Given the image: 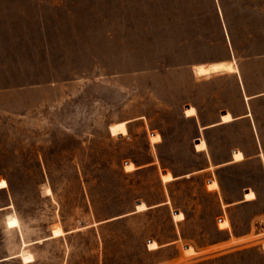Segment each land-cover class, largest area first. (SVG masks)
I'll list each match as a JSON object with an SVG mask.
<instances>
[{
  "label": "rangeland",
  "instance_id": "rangeland-1",
  "mask_svg": "<svg viewBox=\"0 0 264 264\" xmlns=\"http://www.w3.org/2000/svg\"><path fill=\"white\" fill-rule=\"evenodd\" d=\"M263 90L264 0H0V264H264ZM248 109L202 133L243 150L213 171L256 200L223 208L209 170L124 216L206 164L199 124Z\"/></svg>",
  "mask_w": 264,
  "mask_h": 264
},
{
  "label": "crops",
  "instance_id": "crops-1",
  "mask_svg": "<svg viewBox=\"0 0 264 264\" xmlns=\"http://www.w3.org/2000/svg\"><path fill=\"white\" fill-rule=\"evenodd\" d=\"M246 95V94H245ZM244 95V96H245ZM261 95H264V90L263 91H260V92H258V93H254V94H250V95H246V96H248V98L247 99H245V97H244V99L246 100V101H248V99H251V98H256L257 96H261ZM187 106H189V105H187ZM186 106V107H187ZM193 106V105H192ZM194 107V106H193ZM195 108V107H194ZM185 110V109H184ZM196 110V109H195ZM225 112H229V111H225ZM225 112H223V113H225ZM222 113V114H223ZM231 115H232V117H233V119L231 120V121H228V122H221V117H220V120H218L217 122H213V123H207V124H202V125H200L199 124V126H198V130H199V132H200V136L197 138V142H198V140L199 139H204L205 140V142H206V147H205V149H201V150H199V149H196V146H195V151L196 152H200V153H202L203 155H205L206 156V158H207V160H206V164H204V165H202L201 167H199V168H197L196 170H193V171H190V172H188V173H186V174H184V175H175V173L172 171V170H170V169H166V170H164L165 172H163V173H166V172H169L172 176H173V178L172 179H170V180H168V181H163L162 180V178H161V175L163 174H161V175H157V180H158V182H159V184L161 183V186H162V189H163V195H164V198H163V200H160V201H158V202H156V203H153V204H147L146 202H144V201H141V202H143L145 205H146V208L145 209H142V210H137L136 208L133 210V211H131V212H127L126 214H124V216L125 215H130V214H134V213H137V212H143V211H149V210H152V209H156V208H160V207H162V206H168V205H170L171 204V193H170V190H169V186H170V184L171 183H173V182H175L176 180H178V179H180V178H184V177H187V178H190L192 175H194V174H200V173H202V172H205V171H209V170H212V176H210V177H208L206 180H205V183H204V188H205V190L206 191H209V192H213V193H215L216 195H218L219 196V198H220V202H221V205H222V207L223 208H225V207H229V206H233V205H235V204H239V203H245V202H252V201H254V200H256V198H257V195H256V192L254 191V190H252V189H250V188H247V189H245V190H243V191H240V192H238L237 194V196L236 197H234V198H228V196H226V193L224 192V189H223V186H222V183H221V181H220V179H219V177L218 176H216L215 175V172L213 171L214 169H218V168H220L221 166H224V165H226V164H230V163H235V162H240V161H242V160H244L246 157H245V154H244V152H243V150H241V149H239V148H233L232 150H231V152H230V154H229V156L227 157V158H225V159H222V160H214V158L212 157V155L210 154V152H209V149H208V142H207V140L205 139V137H204V135H203V133H202V130H204V129H207V128H209V127H212V126H217V125H221V124H225V123H229V122H233V121H235V120H237V119H240V118H244V117H248V116H251V111L248 109V110H246L245 112H243V113H240V114H237V115H233L231 112H229ZM184 114H185V112H184ZM197 114V111H196V113L194 114V115H196ZM221 114V115H222ZM194 115H191V116H194ZM185 116L186 117H190V116H187L186 114H185ZM159 134V133H158ZM160 135V140L163 138L162 137V135L161 134H159ZM159 140V141H160ZM156 142H158V141H156ZM197 142H195V144L197 143ZM236 150H239V151H241L242 152V154H243V158L241 159V160H239V161H234L233 160V153H234V151H236ZM157 163H159V158H158V156H156L155 158H153L151 161H149V162H147L146 164H143V165H134L135 166V168L134 169H132L133 171L134 170H140V169H142V168H145V167H149V166H155ZM211 181H215L216 182V186L215 187H210L209 186V183L211 182ZM248 190H252L253 192H254V194H255V197L253 198V199H250V200H247L246 198H245V192H247ZM140 203V202H139ZM171 206V205H170ZM177 212H181L182 214H183V218H181V219H177V218H175L174 217V215L175 214H177ZM168 216H169V218H170V220L172 221V222H174V223H176V221H181V220H186L187 218H188V214H187V212L184 210V209H178V210H176V212H173V213H170V212H168ZM222 219H225V218H221V220ZM220 220V221H221ZM227 221H228V225L227 226H219L220 228H222V229H224V228H229L230 229V221L228 220V219H226ZM231 235H232V237H234L233 236V234L232 233H230ZM241 236H235V239H239ZM234 239V238H233ZM178 240H181V234L180 233H178V234H176V233H174V234H172V237L170 238V239H168V240H166V241H161L159 238H152L151 239V241H155L156 243H157V247H155V249L156 248H160V247H163V246H166V245H169L170 243H175L176 241H178ZM150 241V242H151ZM189 246H191L192 248H193V246L192 245H188V246H186L185 248H187V247H189ZM154 249V248H153ZM194 249V248H193ZM185 250V249H184ZM264 250V249H263ZM195 251V250H194ZM197 254L198 252L197 251H195L194 253H192V254Z\"/></svg>",
  "mask_w": 264,
  "mask_h": 264
},
{
  "label": "bare ground",
  "instance_id": "bare-ground-1",
  "mask_svg": "<svg viewBox=\"0 0 264 264\" xmlns=\"http://www.w3.org/2000/svg\"><path fill=\"white\" fill-rule=\"evenodd\" d=\"M199 66V65H198ZM218 68H224V69H227V70H232L230 64L228 63H221V64H213V65H210L208 67H199L197 69V72L200 73V74H206V73H209L211 70H218ZM196 73V72H195ZM197 74V73H196ZM199 74V75H200ZM178 213V212H177ZM263 244V247H264V242L262 243ZM188 248V247H187ZM186 249V248H185Z\"/></svg>",
  "mask_w": 264,
  "mask_h": 264
}]
</instances>
